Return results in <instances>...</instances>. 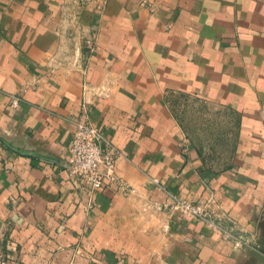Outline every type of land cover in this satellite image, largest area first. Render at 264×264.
I'll use <instances>...</instances> for the list:
<instances>
[{
    "label": "crops",
    "instance_id": "1",
    "mask_svg": "<svg viewBox=\"0 0 264 264\" xmlns=\"http://www.w3.org/2000/svg\"><path fill=\"white\" fill-rule=\"evenodd\" d=\"M84 113L115 145L125 190L69 173ZM155 178L209 218L185 215ZM263 242L264 0H0L6 252L264 264Z\"/></svg>",
    "mask_w": 264,
    "mask_h": 264
},
{
    "label": "built area",
    "instance_id": "2",
    "mask_svg": "<svg viewBox=\"0 0 264 264\" xmlns=\"http://www.w3.org/2000/svg\"><path fill=\"white\" fill-rule=\"evenodd\" d=\"M106 1L101 0L102 3ZM12 102L18 104L19 99L14 98ZM117 153L115 145L105 134L104 128L94 123L90 116L84 113L73 131L67 168L73 179L89 189H101L110 185L122 191L127 185L116 172ZM155 181L161 189L177 199L175 206L181 208L185 215L198 220L209 218L203 204L181 200L172 194L158 178H155ZM0 264H20V261L0 246Z\"/></svg>",
    "mask_w": 264,
    "mask_h": 264
},
{
    "label": "rangeland",
    "instance_id": "3",
    "mask_svg": "<svg viewBox=\"0 0 264 264\" xmlns=\"http://www.w3.org/2000/svg\"><path fill=\"white\" fill-rule=\"evenodd\" d=\"M263 247H264V242H263Z\"/></svg>",
    "mask_w": 264,
    "mask_h": 264
}]
</instances>
